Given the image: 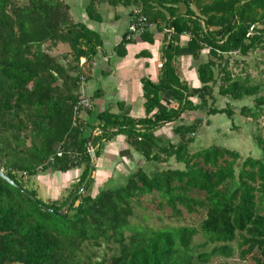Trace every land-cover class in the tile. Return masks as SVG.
Instances as JSON below:
<instances>
[{
    "label": "trees",
    "instance_id": "trees-1",
    "mask_svg": "<svg viewBox=\"0 0 264 264\" xmlns=\"http://www.w3.org/2000/svg\"><path fill=\"white\" fill-rule=\"evenodd\" d=\"M104 2L139 6L147 21L170 33L165 32L158 82L142 79L145 116L103 110L89 124L80 115L84 109L74 113L80 76L89 71L79 60L84 57L87 64L91 62L101 45L99 35L73 20L65 0H0V170L36 198L32 200L0 177V264H80L78 252L87 244L120 245L117 255L93 264H196L188 252L196 228L154 229L129 223L131 202L152 192L174 215L181 214L179 206L187 212L205 210L198 231L211 248L199 252L198 259L230 253L236 243L241 259L251 255L254 264H264V157L248 154L238 164L242 157L238 150L209 145L191 151L200 116L175 127L179 137L175 144L159 145L151 133L184 112L201 109L208 115L225 113L231 119L230 105H214L216 86L218 95L233 100L252 97V116L263 109L260 86L233 74L227 53L245 56L264 46V0H88L87 16L101 20L97 7ZM179 2L186 7L184 14L178 12ZM252 25L253 33L247 36ZM182 34H189L188 46L195 58L209 48V58L197 65L198 103L188 99L194 93L175 73ZM140 36L151 40L148 31ZM128 41L125 33L115 47L120 55ZM61 45L68 49L58 51ZM166 90H172L176 105L157 108ZM251 108L244 105L240 113H251ZM88 124L90 133H86ZM95 128L97 134L92 133ZM118 134L146 160L163 164L173 157L184 167L163 166L152 174L137 169L123 185L101 189L96 195L89 194L90 176L74 196L89 171L88 146L96 158L101 142ZM257 144L264 153L262 139ZM81 165L77 182L61 201L44 202L35 189L25 188L18 179L19 172L33 176L46 169L64 172ZM72 196L67 211L57 214ZM126 231L131 232L127 237Z\"/></svg>",
    "mask_w": 264,
    "mask_h": 264
},
{
    "label": "crops",
    "instance_id": "crops-1",
    "mask_svg": "<svg viewBox=\"0 0 264 264\" xmlns=\"http://www.w3.org/2000/svg\"><path fill=\"white\" fill-rule=\"evenodd\" d=\"M87 3L88 0H77L74 16L71 14L69 6V12L73 20L84 23L89 29L96 32L101 39V45L97 48L91 62L89 64L85 63L89 71L85 73L86 80L83 87L92 102V107L88 109L90 111L88 114L84 109L80 112V115L89 124L94 123L95 115L103 110L133 118L144 117L145 98L143 96L142 79L149 78L152 82H158L160 78V65L164 60L162 54L166 41L165 28L159 30L154 24L148 30L151 40H145L140 35L133 36L124 44V53L120 55L115 47L122 41L126 33V27L132 18V12L140 7L136 5L112 6L104 2L97 7L102 16V19L98 21L87 16L85 11ZM176 6L178 12L184 14L185 5L179 2ZM190 7L196 14H199V10L193 4ZM201 22L203 23L202 20ZM209 29H214V27L211 26ZM189 38V34L180 35V54L175 61V73L181 84H185L188 91L194 93L188 99L193 103H198L199 98L196 93L201 83L198 80L197 65L199 61H206L209 58V48H203L199 53L200 57L195 58L193 56L194 50L188 46ZM175 105L172 90H166L162 93L157 108L168 109ZM216 107L222 108L221 106ZM199 113L200 110L192 113L184 112L176 121L158 126L151 133L159 145L175 144L179 141L178 135L174 133L175 127L182 122L186 124L192 122L194 116H200ZM226 117L225 113H216L208 115L207 119L212 121L213 124L216 119H226ZM89 124L86 126V133H90L91 126ZM197 131H199V128ZM98 132L97 128L92 131L93 134ZM219 146L233 149L227 145ZM99 149V156L96 157L91 174L90 195H96L101 189L113 185H123L127 177L137 169H142L150 174L155 165H160V163L146 160L143 154L136 151L122 134L115 135L109 140H103ZM163 164L171 168H180L181 163H177L173 157H170ZM172 164L177 166L173 167ZM83 168L84 165L64 172L53 169L39 171L32 176L33 181L30 187L36 190L44 202L61 201L71 192Z\"/></svg>",
    "mask_w": 264,
    "mask_h": 264
},
{
    "label": "rangeland",
    "instance_id": "rangeland-1",
    "mask_svg": "<svg viewBox=\"0 0 264 264\" xmlns=\"http://www.w3.org/2000/svg\"><path fill=\"white\" fill-rule=\"evenodd\" d=\"M70 6V12L74 16L77 0H65ZM68 47L61 45L57 48L59 51L67 50ZM229 69L233 74L241 77H246L244 80L248 84H258L260 86L259 93L264 94V46H259L255 50L250 51L245 57L241 54L232 55V62L229 64ZM216 98L213 100L214 105L225 107L230 105L233 108V115L226 119H216L212 121L207 119L205 109L200 110V117L202 123L199 126V131L195 133L193 142L190 144L191 150H197L208 145H223L237 149L242 157L238 164L242 161L245 155H253L255 157H264L257 144V139H262L264 144V107L257 110L255 116L253 109V98L245 96L241 100H233L229 96H221L217 93V86L215 87ZM247 105L251 108V113H240L242 106ZM159 164V163H158ZM164 164L155 165L152 173L163 168ZM176 167L177 165H173ZM180 168H183L181 163ZM150 173V174H152ZM19 180H22L24 187L31 189L32 176H28L24 172H19ZM118 185L110 186L109 188H117ZM73 189V188H72ZM72 191V190H71ZM87 194L88 191H83ZM37 197L41 198L37 193ZM43 200V199H42ZM132 213L128 216L130 224L139 226H148L154 229H163L176 226H190L196 228V233L193 234L189 243L188 252L191 259L196 264H254L251 255L241 259L238 254V248L234 243V248L230 253H215L205 259H198L196 256L199 252L207 251L211 245L205 242L201 232L198 231L199 224L205 216V210L199 209L195 212H187L181 208L180 215L172 214L169 206L161 201L157 192L142 195L131 202ZM126 231V237L130 234ZM119 244L101 245L100 247L87 244L82 246V250L78 252L81 259L80 264H93L100 259L109 260L112 255L119 253Z\"/></svg>",
    "mask_w": 264,
    "mask_h": 264
},
{
    "label": "built area",
    "instance_id": "built-area-1",
    "mask_svg": "<svg viewBox=\"0 0 264 264\" xmlns=\"http://www.w3.org/2000/svg\"><path fill=\"white\" fill-rule=\"evenodd\" d=\"M133 14L134 16L130 19L126 27V38L127 39H130L135 35H141L145 33L154 25V23L147 21L145 16L141 14L140 8H137L136 10H134ZM255 25L250 26L246 34L247 36L253 33V28L255 27ZM165 32L170 33V30L165 29ZM235 54H237V51H232V52L227 53V55L229 56V64L232 62V55H235ZM85 63H86L85 58L80 57L79 65L82 67H85L86 65ZM85 80H86V75L82 74L80 76L78 99L74 105V113H78L80 109H90L92 107V102L90 98L88 97V95H86L84 87H83ZM89 149H92V148L88 146V150ZM57 154L60 155V152H58ZM40 169L41 167L39 166L38 170Z\"/></svg>",
    "mask_w": 264,
    "mask_h": 264
},
{
    "label": "water",
    "instance_id": "water-1",
    "mask_svg": "<svg viewBox=\"0 0 264 264\" xmlns=\"http://www.w3.org/2000/svg\"><path fill=\"white\" fill-rule=\"evenodd\" d=\"M89 153H90L91 161H90L89 171H88L87 177H86L84 183L81 185V187L78 189V191L76 192V194H75L74 196L78 195V194L82 191V189H83V187H84V184L86 183V181L88 180V178H89V177L91 176V174H92V168H93V166H94V163H95L96 158H95V156H94V153H93V150H92V149H89ZM0 177L3 178V179H5L7 182H9V183H10L11 185H13L14 187H16V188H17L20 192H22L24 195H26V196H28L29 198H31L32 200L36 201V198H35L32 194H30L28 191H26L24 188H22L19 184H17L14 180H12L10 177H8V176H7L3 171H1V170H0ZM74 196L70 197V198L67 200V202L65 203V205L62 207V209L59 210V211H57L56 213H57V214L65 213V212L67 211L68 206H69V204H70V202H71V200H72V198H73ZM43 208H44V209H48V208H46L45 206H43Z\"/></svg>",
    "mask_w": 264,
    "mask_h": 264
}]
</instances>
